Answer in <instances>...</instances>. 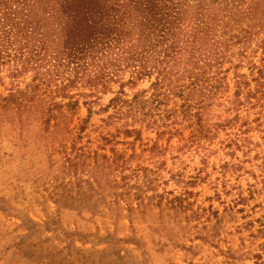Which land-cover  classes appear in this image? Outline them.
I'll list each match as a JSON object with an SVG mask.
<instances>
[{
  "label": "rangeland",
  "instance_id": "374dc122",
  "mask_svg": "<svg viewBox=\"0 0 264 264\" xmlns=\"http://www.w3.org/2000/svg\"><path fill=\"white\" fill-rule=\"evenodd\" d=\"M239 29L182 97L126 70L50 113L4 77L0 264H264V16Z\"/></svg>",
  "mask_w": 264,
  "mask_h": 264
},
{
  "label": "trees",
  "instance_id": "16d2710c",
  "mask_svg": "<svg viewBox=\"0 0 264 264\" xmlns=\"http://www.w3.org/2000/svg\"><path fill=\"white\" fill-rule=\"evenodd\" d=\"M263 16L264 0H0V82L32 73L3 100L26 107L49 97L51 113L75 105L56 95L107 87L126 70L155 74L156 92L182 97L232 31L245 24L239 31L249 33Z\"/></svg>",
  "mask_w": 264,
  "mask_h": 264
}]
</instances>
